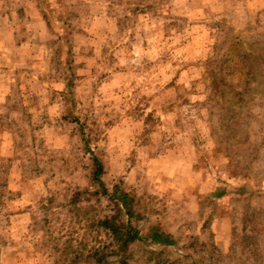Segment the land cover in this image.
<instances>
[{
    "label": "clouds",
    "instance_id": "1",
    "mask_svg": "<svg viewBox=\"0 0 264 264\" xmlns=\"http://www.w3.org/2000/svg\"><path fill=\"white\" fill-rule=\"evenodd\" d=\"M0 264H264V0H0Z\"/></svg>",
    "mask_w": 264,
    "mask_h": 264
}]
</instances>
